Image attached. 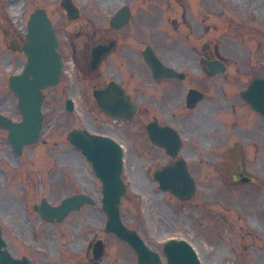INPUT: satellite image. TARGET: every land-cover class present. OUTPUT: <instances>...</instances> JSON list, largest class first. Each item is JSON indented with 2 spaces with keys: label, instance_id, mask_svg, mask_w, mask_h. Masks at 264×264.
Instances as JSON below:
<instances>
[{
  "label": "rangeland",
  "instance_id": "rangeland-1",
  "mask_svg": "<svg viewBox=\"0 0 264 264\" xmlns=\"http://www.w3.org/2000/svg\"><path fill=\"white\" fill-rule=\"evenodd\" d=\"M56 2L57 0H0V28L2 25L5 31L10 29L8 16L14 18L23 6L28 11H32L37 6L46 5L52 17L54 11L56 16L60 14L62 17V11L58 9ZM6 43L7 41L0 42V109L10 112L16 117L18 113L14 108L15 97L2 80L5 77L2 71L5 67L7 68L8 63L15 65L19 62L20 57L16 56L14 52L8 51ZM246 76L244 75L243 78ZM56 97V89L46 91L43 105L45 111L43 138L46 139V143L38 142L32 145V148H26L22 157L20 156L22 167L19 170L12 168V165L20 163V161L16 154L12 155L7 151V144L2 138L5 132L0 129V222L6 241L13 245L12 250L16 254L29 253L36 259L37 264H45V260L49 261L50 259L49 262L53 264H58V262L65 264L62 260H65L66 264H85V256L78 251V246L83 244L87 235L80 236L78 229L100 224L102 214L100 215L98 212L97 205H88L78 214L80 216L73 214L60 224L52 225L44 222L39 228L37 227L39 219L32 208L38 202L41 194L52 203H56L64 195L82 190L90 192L92 196L96 195L97 180L90 172L89 163L80 150H71L64 135L65 130L72 124L85 126L88 123V116L98 122L100 114L94 112L89 105L84 104H79L72 114L65 113L59 108L60 102L58 104ZM95 113L99 116H95ZM214 122H216L215 118L205 121V124ZM258 125L260 135L256 136L251 130H246L240 132L238 136L241 141L249 142L252 141L251 132L258 139L256 151L246 148L242 157H238L240 161H243L245 171L254 176L255 182L231 185L230 179L236 165L226 161L228 158L226 154H221V156L219 155L221 165H215V167L205 165V170L199 171V194L196 197V202L192 205L189 202L185 208L182 207L185 211H190L191 215L186 228L202 227L194 233L196 240L201 245L207 241L206 235L201 232L212 234L219 229L212 228L210 230L207 227H230V229H219V238L210 237L208 241L219 242L218 245L221 247L230 244L237 246L238 251H242L239 254V264H264V138H261V135H264V131H261V127L264 128V122L259 120ZM189 133L193 134L192 131ZM243 144L247 146V144ZM134 147L138 152L139 159L151 156V147L139 146L137 140ZM127 154L128 165L125 176L131 178L130 175L134 174L132 172L140 173L141 168L148 160H137L136 154L131 149ZM209 161L212 162V158ZM194 169L197 170V167ZM5 176L7 177L6 182L3 181ZM38 179L43 182H38ZM223 179L226 183L223 182ZM144 181V184L132 183V187L123 201L122 209L127 218L136 221L145 229L146 226L151 228V224L150 222L143 224L141 214L148 215L157 212L159 217L168 216L166 213L176 212L181 208L176 209L177 204H171L169 200L166 202L171 204V207L162 204L163 197L151 192V182L145 177ZM133 187L147 193L143 197L144 200H141L142 203L134 197ZM22 188H25V192ZM156 203L158 207L155 206ZM195 205L198 207H194ZM196 208H198L197 213L192 211ZM155 220H153L154 223H156ZM164 226L156 223L152 227L150 238L155 239V237L173 230L166 229L167 226ZM173 231L176 232L179 229ZM247 231L252 233L247 235ZM101 236L107 245L102 264L125 262L126 254L122 247L120 251L115 249L116 253L113 252L114 248L118 247L114 245L113 237L106 234ZM244 243L249 245L247 250L242 249ZM212 250L207 253V256L210 257L214 253V263L223 264V261H226L228 264L231 257H227V253H223L224 257L226 256L223 259L222 254L220 256V253Z\"/></svg>",
  "mask_w": 264,
  "mask_h": 264
},
{
  "label": "flooded vegetation",
  "instance_id": "flooded-vegetation-1",
  "mask_svg": "<svg viewBox=\"0 0 264 264\" xmlns=\"http://www.w3.org/2000/svg\"><path fill=\"white\" fill-rule=\"evenodd\" d=\"M116 1L119 0H90L86 5L82 4L80 14L83 17L75 30L70 28L67 34H60V48L65 52L67 43L71 47L70 55L65 54L68 68L74 73V81L67 87L70 96L74 101L87 102L84 97L86 88L105 87L110 81L116 82L122 88L123 100L129 95L139 106L147 105L137 116L138 126L148 113L150 121L172 127L182 142L183 153L189 147L185 134L195 128L190 122L194 108L187 104L189 90L195 87L205 93L212 86L215 90L219 87L218 90L227 97L224 84L211 81L210 85L204 82L191 85L189 74H207L211 69L209 62L215 60L224 62V73L244 72L245 67L252 73L264 70V2L168 0L163 7L158 0H128L129 19L127 23L124 20L120 23L117 19L116 23L120 24L115 28L107 13ZM250 12H255L256 17ZM223 28L231 38L228 48L222 40ZM238 41L245 49L241 55H237ZM146 48L153 50L165 66L172 67L183 76L161 77L158 81L144 57ZM207 97V103L212 105L215 98L211 94ZM88 99L94 102L91 93ZM235 108V104H229L231 111ZM209 109L212 107L205 110ZM110 126L115 129L114 125ZM99 127L109 129L102 123ZM197 128L198 132L203 131L202 127ZM132 137L138 140L139 145L144 139L148 140L141 129ZM149 143L165 155L163 163L157 160L153 165H169L177 159L163 147ZM90 260L92 264H100V261Z\"/></svg>",
  "mask_w": 264,
  "mask_h": 264
},
{
  "label": "water",
  "instance_id": "water-1",
  "mask_svg": "<svg viewBox=\"0 0 264 264\" xmlns=\"http://www.w3.org/2000/svg\"><path fill=\"white\" fill-rule=\"evenodd\" d=\"M25 49L28 51V47L25 46ZM37 107L39 108V106H37ZM117 207H118V205H117ZM105 208H106V210H108L107 206ZM59 209H61V215H62L65 212V211L62 212L64 210V203L61 205V207ZM46 211H48L47 208H46ZM109 215L111 216V212L110 211H109ZM171 264H178V263L177 262L174 263V259H173Z\"/></svg>",
  "mask_w": 264,
  "mask_h": 264
}]
</instances>
